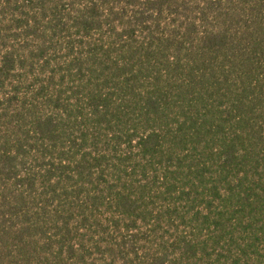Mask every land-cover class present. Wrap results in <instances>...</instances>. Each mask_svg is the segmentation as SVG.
<instances>
[{"label":"trees","instance_id":"trees-1","mask_svg":"<svg viewBox=\"0 0 264 264\" xmlns=\"http://www.w3.org/2000/svg\"><path fill=\"white\" fill-rule=\"evenodd\" d=\"M0 264H264V0H0Z\"/></svg>","mask_w":264,"mask_h":264}]
</instances>
